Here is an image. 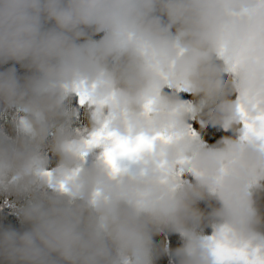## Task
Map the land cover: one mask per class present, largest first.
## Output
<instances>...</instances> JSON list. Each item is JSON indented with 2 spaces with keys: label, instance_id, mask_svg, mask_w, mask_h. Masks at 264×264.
Wrapping results in <instances>:
<instances>
[{
  "label": "clouds",
  "instance_id": "9594fccd",
  "mask_svg": "<svg viewBox=\"0 0 264 264\" xmlns=\"http://www.w3.org/2000/svg\"><path fill=\"white\" fill-rule=\"evenodd\" d=\"M9 63L0 264H264V0H0Z\"/></svg>",
  "mask_w": 264,
  "mask_h": 264
},
{
  "label": "trees",
  "instance_id": "16d2710c",
  "mask_svg": "<svg viewBox=\"0 0 264 264\" xmlns=\"http://www.w3.org/2000/svg\"><path fill=\"white\" fill-rule=\"evenodd\" d=\"M96 38L99 39V37H96ZM8 67H15L19 75L24 74V69H22L19 65H13L11 63L3 67H0V70H4ZM184 99L191 100V97L185 95ZM73 106L78 107L77 100L73 101ZM4 123L5 121L0 120V124H4ZM84 123L85 121L81 120L78 126ZM194 128L196 130H199V125L198 124L194 125ZM226 135H233V133L231 131L225 132L221 129L211 128V127L205 129L202 133L203 140L208 147H211L217 144ZM200 207L206 208V205L202 203ZM0 225L12 226L17 229H20L22 227L18 217L15 214L14 200H5L4 198L0 197ZM157 243L163 253L166 249L174 250L176 247L180 246L181 241L177 236L173 235V236L167 237V239H165L163 236L158 237ZM158 264H169L168 255L162 254L161 258L158 261Z\"/></svg>",
  "mask_w": 264,
  "mask_h": 264
},
{
  "label": "rangeland",
  "instance_id": "374dc122",
  "mask_svg": "<svg viewBox=\"0 0 264 264\" xmlns=\"http://www.w3.org/2000/svg\"><path fill=\"white\" fill-rule=\"evenodd\" d=\"M89 160L91 161V158H89Z\"/></svg>",
  "mask_w": 264,
  "mask_h": 264
}]
</instances>
